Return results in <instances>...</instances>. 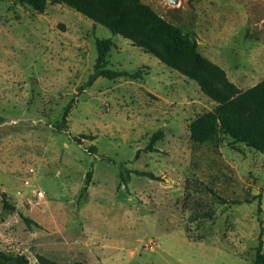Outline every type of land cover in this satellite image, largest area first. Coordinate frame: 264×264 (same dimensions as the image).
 I'll return each instance as SVG.
<instances>
[{
  "label": "rangeland",
  "instance_id": "1",
  "mask_svg": "<svg viewBox=\"0 0 264 264\" xmlns=\"http://www.w3.org/2000/svg\"><path fill=\"white\" fill-rule=\"evenodd\" d=\"M142 2L241 90L264 81V0H182L178 10ZM97 39L114 43L109 69L141 78L88 85ZM215 108L196 82L75 10L48 5L39 13L0 0V255L28 264L39 256L60 264H256L260 245L264 254V155L224 136L192 143L190 124ZM158 132L164 137L151 152ZM201 184L229 202H251L222 205ZM203 206L214 216L196 219Z\"/></svg>",
  "mask_w": 264,
  "mask_h": 264
},
{
  "label": "trees",
  "instance_id": "2",
  "mask_svg": "<svg viewBox=\"0 0 264 264\" xmlns=\"http://www.w3.org/2000/svg\"><path fill=\"white\" fill-rule=\"evenodd\" d=\"M39 13H43L48 5H63L80 13L95 24L101 25L132 43V45L146 54L157 58L181 76L198 84L201 93L216 104V108L194 120L190 126V141L203 146L208 145L224 136L232 140V145L243 144L264 155V81L248 90H241L231 82L226 71L202 57L198 52L195 40L183 34L176 27L161 16L152 7L142 0H18ZM98 58L94 67V74L89 84L92 85L98 78L118 80L129 77L133 80L141 78L142 73L128 74L126 72L109 69V54L114 48L111 39H97ZM85 87L80 88L84 91ZM72 104L66 109L63 119L64 128L67 127V118ZM163 132L156 133L150 140L148 150L154 152L153 146L163 139ZM95 140L94 137H87ZM80 142V140H76ZM96 151V149H94ZM138 176L158 180L152 173L135 172ZM92 172L88 174L85 190L90 185ZM208 193L212 194L222 205H242L251 201L229 202L219 197L210 187L201 184ZM6 200L7 196L4 194ZM261 198V196H259ZM6 209H14L5 202ZM203 214L200 217L211 218L214 211L209 207H201ZM30 225L35 224L26 219ZM262 246L257 249L256 264H264ZM39 264H60L38 257ZM0 264H28L23 257H14L8 254L0 255ZM82 264V263H76Z\"/></svg>",
  "mask_w": 264,
  "mask_h": 264
},
{
  "label": "water",
  "instance_id": "3",
  "mask_svg": "<svg viewBox=\"0 0 264 264\" xmlns=\"http://www.w3.org/2000/svg\"><path fill=\"white\" fill-rule=\"evenodd\" d=\"M169 9L178 10L181 8L182 0H163Z\"/></svg>",
  "mask_w": 264,
  "mask_h": 264
},
{
  "label": "built area",
  "instance_id": "4",
  "mask_svg": "<svg viewBox=\"0 0 264 264\" xmlns=\"http://www.w3.org/2000/svg\"><path fill=\"white\" fill-rule=\"evenodd\" d=\"M40 195H42V194H40Z\"/></svg>",
  "mask_w": 264,
  "mask_h": 264
}]
</instances>
